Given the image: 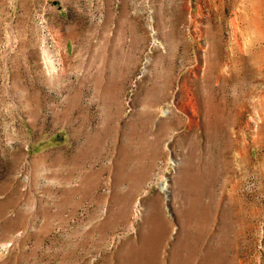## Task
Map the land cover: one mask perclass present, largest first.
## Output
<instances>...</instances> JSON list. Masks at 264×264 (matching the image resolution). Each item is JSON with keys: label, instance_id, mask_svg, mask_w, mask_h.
I'll return each mask as SVG.
<instances>
[{"label": "rangeland", "instance_id": "1", "mask_svg": "<svg viewBox=\"0 0 264 264\" xmlns=\"http://www.w3.org/2000/svg\"><path fill=\"white\" fill-rule=\"evenodd\" d=\"M0 264H264V0H0Z\"/></svg>", "mask_w": 264, "mask_h": 264}]
</instances>
